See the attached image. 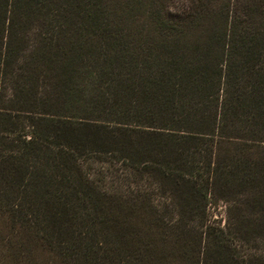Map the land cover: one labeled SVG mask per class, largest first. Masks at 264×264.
<instances>
[{"label": "trees", "instance_id": "obj_1", "mask_svg": "<svg viewBox=\"0 0 264 264\" xmlns=\"http://www.w3.org/2000/svg\"><path fill=\"white\" fill-rule=\"evenodd\" d=\"M109 3L0 0V264H264V16Z\"/></svg>", "mask_w": 264, "mask_h": 264}, {"label": "rangeland", "instance_id": "obj_2", "mask_svg": "<svg viewBox=\"0 0 264 264\" xmlns=\"http://www.w3.org/2000/svg\"><path fill=\"white\" fill-rule=\"evenodd\" d=\"M110 3L106 7L109 8L111 18L114 16H120V20L123 22H138L142 24L143 22L151 21V17L154 16L156 11H160L161 14L166 12H175L177 9L187 8L189 6L197 5L200 9L206 10L208 12H214L216 17L220 13L230 10L242 11L247 6H252L256 4L255 16L260 18L264 16V0H106ZM138 1V2H137ZM108 13V11H107ZM153 14V15H152ZM149 15V16H148ZM152 15V16H150ZM107 15L104 14V18ZM117 18V17H116ZM223 20L219 21V24ZM230 204L225 201H217L209 203L207 207L208 223H212L216 226H225L227 222L230 221V212H228ZM236 215V213H233Z\"/></svg>", "mask_w": 264, "mask_h": 264}]
</instances>
